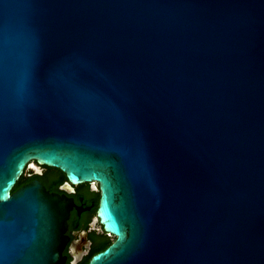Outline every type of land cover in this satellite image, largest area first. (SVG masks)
<instances>
[{
    "label": "water",
    "instance_id": "water-1",
    "mask_svg": "<svg viewBox=\"0 0 264 264\" xmlns=\"http://www.w3.org/2000/svg\"><path fill=\"white\" fill-rule=\"evenodd\" d=\"M96 182L87 264H264V0H0V264H64Z\"/></svg>",
    "mask_w": 264,
    "mask_h": 264
},
{
    "label": "flooded vegetation",
    "instance_id": "flooded-vegetation-1",
    "mask_svg": "<svg viewBox=\"0 0 264 264\" xmlns=\"http://www.w3.org/2000/svg\"><path fill=\"white\" fill-rule=\"evenodd\" d=\"M25 180L22 184L33 180H39L43 186L50 192L65 195L66 198L72 201V208L70 209L67 218V227L64 232L67 240L62 248V255L64 256V264H79L89 254L90 257L104 249L115 239V236L107 231H104L99 219L96 216V209L94 215H90L93 203H88L91 193H98V184L96 182L90 183L82 190H78L73 185L69 191L65 190V182H59L58 176L53 172H48L43 165L33 161V164L27 165L23 171ZM22 173V174H23ZM96 183V186H93ZM108 242L102 249L95 250V248Z\"/></svg>",
    "mask_w": 264,
    "mask_h": 264
},
{
    "label": "trees",
    "instance_id": "trees-1",
    "mask_svg": "<svg viewBox=\"0 0 264 264\" xmlns=\"http://www.w3.org/2000/svg\"><path fill=\"white\" fill-rule=\"evenodd\" d=\"M45 169L48 170V172H53L55 173L57 176H58V180L59 182L61 181H68L67 180V177L65 175V173L63 171H61L60 169L56 168V167H52V166H47V165H43ZM25 178V174H21V176L18 178V180L16 181L13 189H16L18 188L20 185H22V183L24 182V179ZM90 183L88 182H83V183H80V184H77L75 187L78 189V190H82L84 187H87ZM98 201H99V194L98 193H91V196L89 197L88 199V203H93L92 205V209L90 211V215H94L95 213V208L98 206ZM97 210V209H96ZM108 242H103V244H101L100 246H98L97 248H95L91 253H93L95 250H99V249H102L104 246L107 245ZM90 254L85 258L83 259V261H81L79 264H87L88 262V258H89Z\"/></svg>",
    "mask_w": 264,
    "mask_h": 264
},
{
    "label": "rangeland",
    "instance_id": "rangeland-1",
    "mask_svg": "<svg viewBox=\"0 0 264 264\" xmlns=\"http://www.w3.org/2000/svg\"><path fill=\"white\" fill-rule=\"evenodd\" d=\"M31 164H33V161H31ZM93 186L95 187L96 186V183H93Z\"/></svg>",
    "mask_w": 264,
    "mask_h": 264
}]
</instances>
